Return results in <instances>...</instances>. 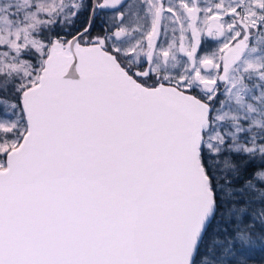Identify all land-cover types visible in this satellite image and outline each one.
<instances>
[{"label": "snow or ice", "instance_id": "obj_1", "mask_svg": "<svg viewBox=\"0 0 264 264\" xmlns=\"http://www.w3.org/2000/svg\"><path fill=\"white\" fill-rule=\"evenodd\" d=\"M257 247L264 0H0V264Z\"/></svg>", "mask_w": 264, "mask_h": 264}, {"label": "trees", "instance_id": "obj_2", "mask_svg": "<svg viewBox=\"0 0 264 264\" xmlns=\"http://www.w3.org/2000/svg\"><path fill=\"white\" fill-rule=\"evenodd\" d=\"M254 259L251 264H264V252L259 247L253 253Z\"/></svg>", "mask_w": 264, "mask_h": 264}]
</instances>
